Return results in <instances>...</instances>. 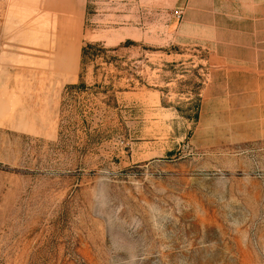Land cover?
<instances>
[{
  "label": "rangeland",
  "instance_id": "374dc122",
  "mask_svg": "<svg viewBox=\"0 0 264 264\" xmlns=\"http://www.w3.org/2000/svg\"><path fill=\"white\" fill-rule=\"evenodd\" d=\"M0 264H264V0H0Z\"/></svg>",
  "mask_w": 264,
  "mask_h": 264
},
{
  "label": "trees",
  "instance_id": "16d2710c",
  "mask_svg": "<svg viewBox=\"0 0 264 264\" xmlns=\"http://www.w3.org/2000/svg\"><path fill=\"white\" fill-rule=\"evenodd\" d=\"M98 46L97 45H92V44H86L85 47L83 48V51H82V57H81V65L84 66L85 65V62L86 60L89 58L90 56V52L94 51V50H97ZM84 75H80V84L79 85H72V86H69L67 87V91H78L80 89H85L86 88V84L84 82ZM195 120H198L199 118V115L198 113L195 114L194 116Z\"/></svg>",
  "mask_w": 264,
  "mask_h": 264
},
{
  "label": "crops",
  "instance_id": "0c3cea01",
  "mask_svg": "<svg viewBox=\"0 0 264 264\" xmlns=\"http://www.w3.org/2000/svg\"><path fill=\"white\" fill-rule=\"evenodd\" d=\"M82 48L78 50V52L75 54L74 59L71 60V64L65 66L64 70L57 71L59 74L64 75L66 78L76 79L77 78V72H78V66L80 63V59L82 57Z\"/></svg>",
  "mask_w": 264,
  "mask_h": 264
}]
</instances>
